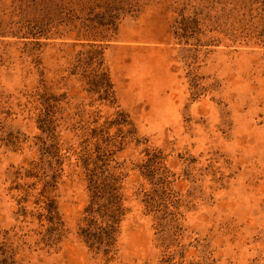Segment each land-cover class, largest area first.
<instances>
[{
  "label": "rangeland",
  "instance_id": "374dc122",
  "mask_svg": "<svg viewBox=\"0 0 264 264\" xmlns=\"http://www.w3.org/2000/svg\"><path fill=\"white\" fill-rule=\"evenodd\" d=\"M0 264H264V0H0Z\"/></svg>",
  "mask_w": 264,
  "mask_h": 264
},
{
  "label": "trees",
  "instance_id": "16d2710c",
  "mask_svg": "<svg viewBox=\"0 0 264 264\" xmlns=\"http://www.w3.org/2000/svg\"><path fill=\"white\" fill-rule=\"evenodd\" d=\"M109 19V18H108ZM113 19V17H112ZM104 21V20H103ZM115 222H113V225H109L106 229L109 230V238L113 239V236L115 235L116 232V227L114 226Z\"/></svg>",
  "mask_w": 264,
  "mask_h": 264
}]
</instances>
